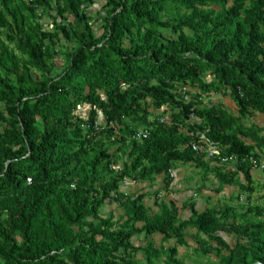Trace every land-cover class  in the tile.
I'll return each instance as SVG.
<instances>
[{
  "label": "trees",
  "instance_id": "16d2710c",
  "mask_svg": "<svg viewBox=\"0 0 264 264\" xmlns=\"http://www.w3.org/2000/svg\"><path fill=\"white\" fill-rule=\"evenodd\" d=\"M104 1L98 35L94 0H0V264H186L189 240L206 259L194 264H264L250 161L264 157V0ZM180 166L247 204L199 212L195 196L185 218L158 191L154 211L122 190L162 177L171 192ZM108 204L123 215L103 216Z\"/></svg>",
  "mask_w": 264,
  "mask_h": 264
},
{
  "label": "rangeland",
  "instance_id": "374dc122",
  "mask_svg": "<svg viewBox=\"0 0 264 264\" xmlns=\"http://www.w3.org/2000/svg\"><path fill=\"white\" fill-rule=\"evenodd\" d=\"M95 3L91 7L90 11L92 12L91 15L94 17V28L96 30V34H101V25L102 23L100 21H97V17L102 11V7L105 4L104 0H94ZM43 23L48 26L49 23H51V20L49 17H46L43 19ZM4 31L0 29V39H4ZM65 57L59 56L56 58V63L58 67H62L65 63ZM207 102L214 103V104H220L223 103L228 109L235 111V106L231 100L230 97H225L222 95H212L207 98ZM87 107L81 110V113L83 115H86ZM255 121L261 125L264 126V116L263 115H256ZM207 163H210L209 160H207ZM202 170L197 169L193 166H180L178 170L176 171V177L173 184V189L170 191L165 190V183L164 179L162 177L158 178L156 181L153 182V180H148L144 182H140L136 185L133 184H126L122 186V190L130 195H138L141 193H148L149 195L145 199V203L147 206L151 207L154 211H158V207L156 206V200L158 198L157 195L154 193L156 191L159 192V198L157 200L158 203L161 201H171L172 199H175L178 203V206L181 208V215L185 218H189L191 216V210L190 208H182V203L189 200L191 197H195V204L196 209L199 212L204 211L208 207H213L216 205V203L220 200L227 201L230 197H236L239 196L240 201L234 202V205H236L239 208H243L245 204H247V196L248 194H241L239 192V188L237 187H229L226 188L225 191L222 194H216L215 187L218 185V181L212 176L210 180L205 181L202 177ZM253 178L255 180V183L257 184V190L256 193L252 196L251 205H258L261 207H264V174L256 173L253 174ZM200 187H205L206 189L203 191V193L196 195V190ZM102 214L105 217L113 215L115 219H119L123 212L116 204H108L102 209ZM193 232V231H191ZM224 237L229 241L232 242L233 239H231L230 236L224 235ZM143 240V237H139V239H136V244H140ZM158 240V239H157ZM191 247H181L179 257L183 258L186 262V264H194L197 261L200 262H206V259L203 257H197L194 253L193 246H195L194 242L192 240H189ZM141 257V256H140ZM158 264H164L162 262Z\"/></svg>",
  "mask_w": 264,
  "mask_h": 264
},
{
  "label": "built area",
  "instance_id": "2783aa9c",
  "mask_svg": "<svg viewBox=\"0 0 264 264\" xmlns=\"http://www.w3.org/2000/svg\"><path fill=\"white\" fill-rule=\"evenodd\" d=\"M165 121L166 120L164 118L161 119L162 123ZM148 134V130H140L134 135V139L137 141H142L147 138ZM191 147L193 151H195L197 154L207 156L210 159L219 156L222 152V149L220 147L212 145L207 141H194L191 143ZM220 158L224 163L236 161L235 157L220 156ZM250 161L252 164L253 171L264 173V159L259 160L256 158H251ZM170 174L172 177L176 175L174 171H170Z\"/></svg>",
  "mask_w": 264,
  "mask_h": 264
},
{
  "label": "clouds",
  "instance_id": "9594fccd",
  "mask_svg": "<svg viewBox=\"0 0 264 264\" xmlns=\"http://www.w3.org/2000/svg\"><path fill=\"white\" fill-rule=\"evenodd\" d=\"M262 159H264V157H263ZM252 172H254V173H262V174H264L263 172H256V171H253V170H252Z\"/></svg>",
  "mask_w": 264,
  "mask_h": 264
},
{
  "label": "crops",
  "instance_id": "0c3cea01",
  "mask_svg": "<svg viewBox=\"0 0 264 264\" xmlns=\"http://www.w3.org/2000/svg\"><path fill=\"white\" fill-rule=\"evenodd\" d=\"M253 174H256V173L253 172ZM260 174H262V173H260Z\"/></svg>",
  "mask_w": 264,
  "mask_h": 264
}]
</instances>
